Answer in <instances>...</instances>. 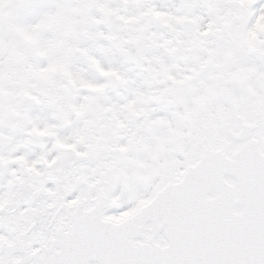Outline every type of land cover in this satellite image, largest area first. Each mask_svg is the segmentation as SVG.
<instances>
[{
    "label": "snow or ice",
    "instance_id": "1",
    "mask_svg": "<svg viewBox=\"0 0 264 264\" xmlns=\"http://www.w3.org/2000/svg\"><path fill=\"white\" fill-rule=\"evenodd\" d=\"M0 264H264V0H0Z\"/></svg>",
    "mask_w": 264,
    "mask_h": 264
}]
</instances>
